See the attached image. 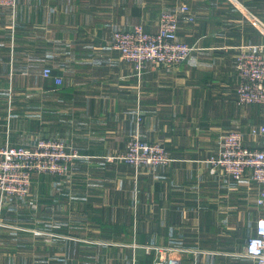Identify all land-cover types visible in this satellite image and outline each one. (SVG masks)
<instances>
[{"label":"crops","instance_id":"crops-1","mask_svg":"<svg viewBox=\"0 0 264 264\" xmlns=\"http://www.w3.org/2000/svg\"><path fill=\"white\" fill-rule=\"evenodd\" d=\"M191 7L176 66L137 70L114 33ZM264 0H18L0 6V148L62 141L70 177L43 176L35 198L0 197V264H256L245 255L264 209L259 184L212 173L206 160L235 128L259 146V104L239 105L237 57L264 41ZM50 67L53 76L45 78ZM141 119V120H139ZM135 134L172 161L136 169L122 156ZM185 252V253H184Z\"/></svg>","mask_w":264,"mask_h":264},{"label":"built area","instance_id":"built-area-1","mask_svg":"<svg viewBox=\"0 0 264 264\" xmlns=\"http://www.w3.org/2000/svg\"><path fill=\"white\" fill-rule=\"evenodd\" d=\"M18 0H0V6L14 9ZM259 30L264 32V23L251 15ZM194 14L191 7L183 4L175 12L164 11L160 15L159 30L149 32L141 24L130 30L114 33L113 47L123 60L137 70L147 64L156 66H176L190 55L192 46L178 35L180 22H191ZM240 83L237 88L239 105L259 104L264 109V42L250 46L237 59ZM45 78L53 76V70H43ZM141 120V119H139ZM252 133L260 137L259 146H248L240 128L232 129L221 136L218 152L206 161L211 172L229 176L234 180L250 179L260 186L257 202L264 209V124L252 128ZM126 151L120 157L136 169L142 166H160L172 159L167 155L163 144L150 142L133 135L127 143ZM73 156L65 150L59 140L40 139L34 147L7 145L0 148V192L6 196H23L29 189V172L33 169H49L66 172ZM15 174V175H13ZM153 264H182L183 252L168 247L153 248ZM157 254V256H156ZM245 255L256 264H264V216L256 224V232L245 245Z\"/></svg>","mask_w":264,"mask_h":264},{"label":"rangeland","instance_id":"rangeland-1","mask_svg":"<svg viewBox=\"0 0 264 264\" xmlns=\"http://www.w3.org/2000/svg\"><path fill=\"white\" fill-rule=\"evenodd\" d=\"M261 22H263L264 23V21L263 20H261ZM255 24H257L256 23V21H255ZM260 32H261V34L263 35V37H264V32L263 31H261V30H259ZM264 42V41H263ZM262 42V43H263ZM260 44V43H259ZM237 59H238V57H237ZM236 70H237V61H236ZM237 73H238V75H239V77H240V74H239V72H238V70H237ZM238 86H239V84H238ZM238 86H237V88H238ZM236 94H237V90H236ZM135 135H137V134H135ZM138 136L140 137V135L138 134ZM47 140H50V139H47ZM51 140H54V139H51ZM130 140V139H129ZM128 140V141H129ZM128 143V142H127ZM127 148V147H126ZM126 151V150H125ZM167 152V151H166ZM74 158H77V154H75V153H70ZM170 158H171V156L169 155V154H167ZM121 157V156H120ZM172 159V158H171ZM172 161V160H171ZM170 162V161H169ZM207 162V161H206ZM208 163V162H207ZM210 165V164H209ZM69 170V169H68ZM68 170L66 171V172H62V171H51V170H49V169H33V170H31L30 172H29V189H28V192L26 193V194H24L23 196H14V197H24V198H26V199H28V198H35V196H34V193H35V191H36V189H35V181H37V180H39L41 177H43V176H48V175H52V176H57V177H59V178H64V177H70L71 176V173L70 172H68ZM210 170H211V166H210ZM13 175H15V174H13ZM229 177V176H228ZM246 180H249V181H252V180H250V179H246ZM254 182V181H253ZM259 191H260V187H259ZM258 194H259V192H258ZM2 195H4V194H2L1 192H0V197L2 196ZM12 195H8L7 197H11ZM2 199L4 198V197H1ZM185 253V252H184ZM156 256H157V254H156ZM155 256H154V254H153V258H154Z\"/></svg>","mask_w":264,"mask_h":264}]
</instances>
